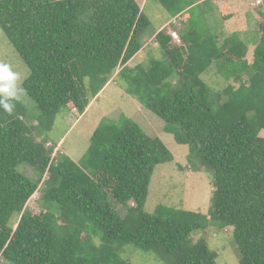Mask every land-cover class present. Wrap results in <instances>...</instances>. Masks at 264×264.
Masks as SVG:
<instances>
[{
  "label": "trees",
  "instance_id": "16d2710c",
  "mask_svg": "<svg viewBox=\"0 0 264 264\" xmlns=\"http://www.w3.org/2000/svg\"><path fill=\"white\" fill-rule=\"evenodd\" d=\"M153 1L165 23L146 34L150 22L134 0H0V31L29 69L20 96L36 111L30 117L20 97L12 113L0 107V257L7 264H129V243L174 256V264H216L203 240L184 244L208 227L233 229L239 264H264V20L249 40L222 30L230 14L217 37L206 28L208 1ZM183 13L186 24H173ZM152 36L156 46L147 44ZM213 66L227 83L221 92L201 79ZM115 74L163 132L188 147L191 171L212 172L206 215L159 206L139 217L127 207L132 201L143 212L154 169L172 156L124 116L100 121L78 163L56 161L43 146L62 113L84 114ZM46 174V211L22 214ZM114 204L126 207L123 217Z\"/></svg>",
  "mask_w": 264,
  "mask_h": 264
},
{
  "label": "rangeland",
  "instance_id": "374dc122",
  "mask_svg": "<svg viewBox=\"0 0 264 264\" xmlns=\"http://www.w3.org/2000/svg\"><path fill=\"white\" fill-rule=\"evenodd\" d=\"M207 1L209 3L207 4V8L212 9L213 6H215L216 12L214 19H216L218 23L216 29L211 28L210 23L206 24V28H208L211 33L217 32L221 23V16L227 17L231 14V19L239 25H233L227 28L228 33H237L241 38H243L245 34L247 38L251 40V36H254L252 33H257L258 26L264 20V18L260 16L262 12L256 8H252L250 4L252 1L255 2L256 0H251V2L250 0H230V3L224 7V10H220L216 4H211L212 0ZM224 3H227V1H224ZM143 13L150 22L146 34L155 32L159 25V29L163 27L165 21H163L162 10L156 2L150 0L145 7L143 5ZM210 17L211 14H208L207 18ZM227 26H229V24H227ZM259 37L258 34L255 35L256 40H258ZM152 43L153 36L147 41V44L150 46H152ZM253 48V46H249V52H251ZM250 54L251 53H248V56H250ZM138 60V56L133 58L129 62V65H136L139 63ZM0 63L10 65L11 69L18 74L19 86L29 76V69L14 51L1 31ZM211 69L212 71L202 76L201 79L212 91L221 92L227 83H225L222 77L217 73L216 67L213 66ZM115 76L116 74L104 87V90L98 97L94 99V101H91L84 114H78L77 110L73 107L68 109L65 113H62V116H60L53 125L51 132L47 134L43 146L45 148H53L51 158L56 161L57 159L60 160L62 156H68L72 161L78 163L86 152L89 146V139L100 121L103 119L117 121L120 116H124L137 123L146 135L152 138H158L172 156V161L158 165L154 169L143 212H139L137 205L132 201L128 202L127 207L133 209L135 211L134 213H136L137 216L139 215V217L141 214L152 216L159 206L206 215L210 209V199L214 190L212 172L209 170L206 171L205 169L199 173L192 172V168L188 162V147L177 144L174 140V135L172 136L164 133V123L125 93L116 83ZM20 98L23 104L27 106V111L30 114L29 116L31 117L32 115L34 117L36 111L33 103L30 102L26 96L21 95ZM32 120V118H29L27 124L28 126L34 127L36 123ZM32 135H34V132H32ZM259 136L264 138V130L260 132ZM36 142H41V140L36 138ZM20 171L28 178L35 177L30 167H22ZM89 176L93 179L94 174L89 171ZM49 178L50 176L48 174L43 177L39 189L29 199L22 214L28 212L31 216H38L40 211H46L40 198H42V189ZM114 208L122 217L125 215L126 207L114 204ZM17 219H15L14 222L18 221ZM232 230L231 227L220 230H216L214 227H208L205 230L192 231L184 244L192 245L199 240H203L210 251L215 253L216 264H239L237 255L234 253ZM124 251H128V253H126L128 260L126 261H128L129 264L175 263L174 256L159 258L154 252L140 251L130 243L124 247ZM0 264L7 263L0 257Z\"/></svg>",
  "mask_w": 264,
  "mask_h": 264
},
{
  "label": "clouds",
  "instance_id": "9594fccd",
  "mask_svg": "<svg viewBox=\"0 0 264 264\" xmlns=\"http://www.w3.org/2000/svg\"><path fill=\"white\" fill-rule=\"evenodd\" d=\"M134 1L137 3V5L141 11H143V5L145 7L150 2L149 0H134ZM204 1H207V0H204ZM254 3L255 2H253V8L254 9L256 8V9L260 10V12H262V8L260 9V7L255 6ZM263 4H264V1H263ZM208 14H210V13H208ZM182 15H183V17H180L178 15L177 17L173 18L172 19L173 24L184 23V25H185L189 16H185V13H183ZM223 17H225V16H223ZM210 19H211V17H210ZM205 20H206L205 21L206 24L210 23L209 18H207V16L205 17ZM172 33H174L176 35V38H174L172 36ZM170 36L172 37V39L174 40L175 43L180 44V40H179L177 32H175V31L171 32ZM153 44L156 45V43L154 41H153ZM18 81H19V76L16 72H14L11 69V66L8 64L0 63V107H2L4 109V111H6L8 113H12V111L14 109L15 105H14V103H12V101L18 100L20 97V94H22L24 92V89L19 86ZM103 90H104V88L102 89V91ZM17 93H19V95ZM98 95L96 96V98L98 97ZM96 98H94V99H96ZM94 99L92 101H94ZM93 179L95 181H97V179H95V178H93ZM150 181H151V179H150ZM15 229H16V226H14L13 230H15Z\"/></svg>",
  "mask_w": 264,
  "mask_h": 264
},
{
  "label": "crops",
  "instance_id": "0c3cea01",
  "mask_svg": "<svg viewBox=\"0 0 264 264\" xmlns=\"http://www.w3.org/2000/svg\"><path fill=\"white\" fill-rule=\"evenodd\" d=\"M213 1V2H212ZM211 1V4H213V5H217L219 8H220V10H224V7L228 4V3H230V0H212ZM224 1H227V3H224ZM250 2H251V0H250ZM251 4V6H252V8H253V1H252V3H250ZM230 9V8H229ZM209 11V10H208ZM253 11V10H252ZM258 11V10H257ZM260 11V10H259ZM215 12H216V10H215V6H213V8L211 9V12L209 11V13L211 14V19L209 18V21H210V27L212 28V26H213V28L214 29H216L217 28V26H218V23H217V21H216V19H214L215 18ZM187 13V12H186ZM185 13V15L186 16H188L187 14ZM222 18L220 19V20H222V19H224V18H227V17H224L223 18V16H221ZM227 24H229V26H227ZM233 25H235V26H238L239 24L238 23H235V21H233L232 19H229V20H227V21H224V22H222V25H221V27L223 28L222 30L225 32V33H227L228 35H231L230 33H228V31H227V28H229V27H232ZM216 36L218 37V36H221V30H217V32H216ZM153 46H156L155 44H152ZM138 64V63H137ZM136 64V65H137ZM128 65H129V63H128ZM130 67H132V66H135V65H129Z\"/></svg>",
  "mask_w": 264,
  "mask_h": 264
},
{
  "label": "built area",
  "instance_id": "2783aa9c",
  "mask_svg": "<svg viewBox=\"0 0 264 264\" xmlns=\"http://www.w3.org/2000/svg\"><path fill=\"white\" fill-rule=\"evenodd\" d=\"M254 4L257 7H261L262 8V12L264 13V4H263V1L262 0H256ZM172 36L174 38H176V35L174 33H172Z\"/></svg>",
  "mask_w": 264,
  "mask_h": 264
}]
</instances>
